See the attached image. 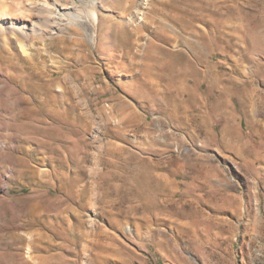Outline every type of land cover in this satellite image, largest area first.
<instances>
[{"label":"rangeland","instance_id":"obj_1","mask_svg":"<svg viewBox=\"0 0 264 264\" xmlns=\"http://www.w3.org/2000/svg\"><path fill=\"white\" fill-rule=\"evenodd\" d=\"M0 264H264V0H0Z\"/></svg>","mask_w":264,"mask_h":264},{"label":"bare ground","instance_id":"obj_2","mask_svg":"<svg viewBox=\"0 0 264 264\" xmlns=\"http://www.w3.org/2000/svg\"><path fill=\"white\" fill-rule=\"evenodd\" d=\"M9 6V5H8ZM6 12V11H5ZM7 33V32H6Z\"/></svg>","mask_w":264,"mask_h":264}]
</instances>
